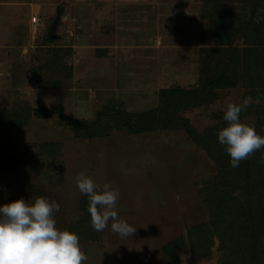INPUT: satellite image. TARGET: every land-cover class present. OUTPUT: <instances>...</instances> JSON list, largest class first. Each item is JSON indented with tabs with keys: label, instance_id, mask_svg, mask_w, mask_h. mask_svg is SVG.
<instances>
[{
	"label": "rangeland",
	"instance_id": "1",
	"mask_svg": "<svg viewBox=\"0 0 264 264\" xmlns=\"http://www.w3.org/2000/svg\"><path fill=\"white\" fill-rule=\"evenodd\" d=\"M0 1L16 4L0 15V120L20 122L0 123V206L56 201V227L79 236L85 264H181V254L186 264H264V148L233 168L218 140L227 104L249 96L240 121L264 137V0H186L184 36L150 26L140 39L110 34L111 17L124 32L143 16L157 26L154 0H114L105 10L86 0V11L75 0ZM126 2L152 7L142 15ZM59 8V38L48 41ZM221 20L232 27L227 42ZM222 75L232 84L218 89ZM170 88L186 91L170 114L201 133V145L178 130L139 132L142 118L125 114L118 128L108 118L77 130L82 136L71 128L106 107L151 113ZM40 110L52 114L36 118ZM129 121L136 133L123 126ZM81 172L119 190L116 211L137 228L131 237L113 233L111 221L102 232L91 227Z\"/></svg>",
	"mask_w": 264,
	"mask_h": 264
},
{
	"label": "clouds",
	"instance_id": "2",
	"mask_svg": "<svg viewBox=\"0 0 264 264\" xmlns=\"http://www.w3.org/2000/svg\"><path fill=\"white\" fill-rule=\"evenodd\" d=\"M252 103L250 96L242 104L229 103L223 115L227 126L219 131L218 140L225 146L233 168L264 148V137L240 121L241 112ZM255 103H260L259 97ZM76 184L88 198L87 211L95 231H104L111 221V231L122 238L136 232L137 228L118 216V189L111 184L99 188L84 172L79 173ZM59 208L56 201L45 197L32 198L29 203L19 199L0 206V264H85L88 257L81 249L79 236L56 227L53 217ZM180 259L181 264H186L188 258L181 254Z\"/></svg>",
	"mask_w": 264,
	"mask_h": 264
},
{
	"label": "trees",
	"instance_id": "3",
	"mask_svg": "<svg viewBox=\"0 0 264 264\" xmlns=\"http://www.w3.org/2000/svg\"><path fill=\"white\" fill-rule=\"evenodd\" d=\"M57 15H61V8H59L57 10ZM227 19V18H225ZM221 24L219 25V35H220V39L222 37L225 38V42H227V36H228V32L232 29L229 28L230 24L228 22V20H221L220 22ZM46 40L50 41V39H48V37H46ZM230 82L228 79L224 78V75H222L219 79H218V83L216 85V88H224L225 86H228L232 83H228ZM186 94V91L180 88H170V89H166L161 91V102L159 107L151 112V113H147V114H143V115H137V116H133L132 114H128L125 113L124 111L118 110L117 109H113V108H109L106 107L104 109H102V112L98 113L95 116V121L93 122H89V121H85V120H71L70 123L72 125V130L77 132L78 136H82L85 135L84 133L81 134L79 133L77 130H82L84 132H91V131H95V129L101 126L102 123V119H109V122L114 124L115 120H120L122 115H128L131 116V120L133 118H137L138 116H140L139 118H142V126L143 128L138 129L136 128L137 131L139 132H143V131H149V130H155V129H168V130H178V131H182L184 133H186L188 135V137L195 142L198 145L202 144L203 138L204 137L201 133H199L198 131H196L195 129H193L190 124L185 121L184 119H179V118H174L173 116H171L170 112H171V108L173 107V104L175 103V101L180 98L181 96H184ZM43 112V110L38 111V113H35V117L36 118H44V117H48L52 114V112H45L43 117H40L41 115L39 113ZM62 115V114H61ZM130 120V121H131ZM130 121L123 125L127 127L128 132L130 133H136V131H134V129L131 128ZM120 122V121H119ZM0 123H5L4 126L11 124V123H20L18 120L16 119H8L7 118H1ZM97 125V126H96ZM118 126L120 125H115V128H118ZM206 150V149H205ZM208 151V150H207ZM210 157L214 158V156L210 153ZM215 159V158H214ZM247 221H244L243 224H245Z\"/></svg>",
	"mask_w": 264,
	"mask_h": 264
},
{
	"label": "crops",
	"instance_id": "4",
	"mask_svg": "<svg viewBox=\"0 0 264 264\" xmlns=\"http://www.w3.org/2000/svg\"><path fill=\"white\" fill-rule=\"evenodd\" d=\"M23 1H26V0H23ZM75 1L78 3L79 9H81V7L83 6V7H85L84 10L86 11V7L88 6V4L86 3V0H75ZM113 1L114 0H92L91 3H94V4H96L98 6V8H101L102 10L103 9L105 10L108 7H112L111 4L113 3ZM154 1H155V6H153L152 11H150V12H153L154 15L151 16L150 21L157 20L158 21L157 26H154L151 23H147V21L145 20V16H143L140 19L137 18L134 21L131 20L130 23L128 24V28L129 29L124 32L120 28V24H119L118 20L116 18L112 19V17H111V20H113L112 24H113V28L114 29L111 31L110 34L120 36V35H123V33H124V36H127V38L128 37H132V35H134L138 39H140L143 36H145V34H146L145 32H148L149 28H147V27L152 26L153 33L157 34V35L165 34V35H180V36H184V32H186L187 29H188V27H187V19H188L189 14L191 13V12H188L189 9L187 10V8L189 7L188 5H190L189 2L187 1V3L184 5L183 1H186V0H174L175 1L174 4H176V5L170 6V5L167 4V2H164L162 0H154ZM117 2L118 1L115 0L113 4H115ZM91 3H89V4H91ZM126 3H127L126 5H128V9L130 11H135L136 9L134 10L133 8L136 7V8L139 9L137 11L141 10L142 15L143 14L145 15V13H148L149 10H151L150 7H152L151 4H149V6L145 4L144 5L145 8H142L141 5H139V4H134L132 2H126ZM15 5H16L15 3H6V2H1L0 1V15H2L1 13H3L4 11L13 10L15 8L14 7ZM178 5H180V6H178ZM22 6L25 7V5H22ZM32 8H33V6H32ZM56 13H57V9L55 11V15L54 16H56ZM62 16H63V9H61V16H60V19H59V24H60V20H61ZM1 18L2 17L0 16V19ZM111 20L109 22H111ZM59 24H58V27H59ZM146 24H149V26H147ZM101 25H104V24L102 23ZM37 27H38V25L36 26V28ZM48 30H49V27L46 30L45 37H47ZM113 38H114V36H113ZM131 42H132L131 44L137 43V41H134V42L131 41ZM3 44H4V42H2L0 40V49L2 48ZM7 46L8 47H6V48H10V49H7L8 50L7 52L9 53V55H11L13 53L12 50H13L14 47H12L11 45H7ZM1 50H2L1 55H2V54H4L3 53L4 50L3 49H1Z\"/></svg>",
	"mask_w": 264,
	"mask_h": 264
},
{
	"label": "water",
	"instance_id": "5",
	"mask_svg": "<svg viewBox=\"0 0 264 264\" xmlns=\"http://www.w3.org/2000/svg\"><path fill=\"white\" fill-rule=\"evenodd\" d=\"M60 14L55 16V19L53 20L51 26L49 27L48 33H47V37L50 40H56L59 38V36L56 34V30L59 24V19H60Z\"/></svg>",
	"mask_w": 264,
	"mask_h": 264
},
{
	"label": "built area",
	"instance_id": "6",
	"mask_svg": "<svg viewBox=\"0 0 264 264\" xmlns=\"http://www.w3.org/2000/svg\"><path fill=\"white\" fill-rule=\"evenodd\" d=\"M33 23L35 22V19H32Z\"/></svg>",
	"mask_w": 264,
	"mask_h": 264
}]
</instances>
